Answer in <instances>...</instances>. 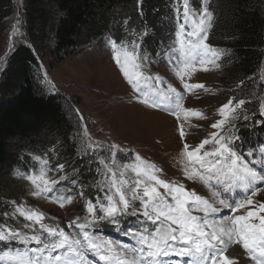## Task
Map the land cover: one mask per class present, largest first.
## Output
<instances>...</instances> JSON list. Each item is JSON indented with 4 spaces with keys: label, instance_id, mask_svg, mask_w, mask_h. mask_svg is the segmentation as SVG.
Masks as SVG:
<instances>
[{
    "label": "snow or ice",
    "instance_id": "obj_1",
    "mask_svg": "<svg viewBox=\"0 0 264 264\" xmlns=\"http://www.w3.org/2000/svg\"><path fill=\"white\" fill-rule=\"evenodd\" d=\"M143 4L144 0H138L141 15ZM182 5V12L179 8L176 9L178 30L175 32V38L184 60V72L194 70L197 60L203 66L201 69L203 72L209 71L207 65L210 64L219 68L218 62L228 54V51L218 49L209 42V28L213 21L211 0H201V6L195 11L190 7V0H182ZM181 16L183 22H179ZM189 25L191 30H186ZM142 27L144 31L140 35L146 39L150 35L147 32L148 25ZM17 34L18 30H14L13 36ZM106 44L110 47L123 78L137 93L143 95L139 87L141 73L135 71L141 67L136 63L138 59L136 49L140 46L134 44L131 51L121 52L123 46L118 41L109 40ZM44 78L47 79V76ZM180 79L183 81V73ZM240 83L243 85L244 81ZM258 87L264 92V76L260 77ZM183 88L203 89L204 85L185 83ZM52 90H55V85L52 86ZM240 90L243 92V88ZM167 93L174 94L176 109L191 112L196 116L201 115L191 109L182 108L183 96L176 87L169 84ZM253 96L254 98H241L234 95L219 107L221 118L212 123L211 128L222 129V134L212 132L210 138L203 139L195 150H189V146L184 145V154L189 164L199 166L198 169L196 167L186 169V177L189 180L198 177L205 185L215 179L220 186L212 185L215 190L211 192L210 199L198 195L195 191H186L183 184L170 183L159 178L156 174L159 169L136 155L135 159L140 161V164L124 165L125 168L131 167L136 173L137 179L134 184L126 187L128 182L123 179L118 183L113 172L109 191L102 198H97L95 203L91 199L88 200L87 211L90 218L86 217L84 223L78 222L79 217L69 222V228L74 226L79 229L78 236L70 235L63 228L50 227L42 223L43 213L18 208L19 215L32 222L23 225V228H31L32 234L14 227H0V243L16 242L33 246L0 250V264H97V261L89 258V253L97 257L100 264H165L166 258L172 257L179 258L178 264L181 262L236 264L234 259L225 254L230 244L242 247L243 254L255 264H264V215H262L264 202H256V210H249V206L254 205L257 194L264 192V146L258 149L250 147L245 151L244 137L240 135L241 130L250 132L257 128L264 130V95ZM137 100L153 108L161 107L156 98H149L146 95H143V98L138 96ZM184 135V131L181 130L180 136L183 138ZM210 143L211 150H204L200 154ZM105 150L112 156L117 152L127 154L130 151L119 144L105 145L95 142V147L89 143L80 150L77 153L78 159L82 164L87 160L91 165L97 160V153ZM99 164L112 172L104 159H99ZM64 168L65 165L60 164L58 171ZM74 171L79 173V169ZM120 175L123 177V172ZM29 179L35 186L33 196L52 191V186L58 183L53 179L50 186L45 180L42 187L35 178L30 176ZM59 179L64 180L66 176H60ZM71 183L75 185L76 180L73 179ZM236 187L244 190V198L230 203L227 194ZM161 188L165 190L164 193L159 191ZM65 201L72 203V197L68 196L62 200L61 208L64 207ZM241 209L245 215H223L219 220L209 219L222 214L224 210L236 213ZM194 211L203 213V217L193 215ZM141 216L144 220H141ZM128 217L136 218L138 225L150 221L154 226L151 231L148 227H144L142 231L129 227L124 231L125 236L136 241V247L113 242L90 231L99 228L102 223L119 228L121 222L126 221ZM34 225H39V229H35ZM184 258L190 260L185 261ZM242 264L247 262L244 261Z\"/></svg>",
    "mask_w": 264,
    "mask_h": 264
},
{
    "label": "rangeland",
    "instance_id": "obj_2",
    "mask_svg": "<svg viewBox=\"0 0 264 264\" xmlns=\"http://www.w3.org/2000/svg\"><path fill=\"white\" fill-rule=\"evenodd\" d=\"M158 3V0H154L152 7L146 8V10L154 13ZM22 6L23 2L19 0V5L14 8L10 16L2 15L0 18V69L3 70L7 66L11 54L24 38L22 37L24 36L22 26L24 11ZM200 6L201 0H190V7L194 11ZM177 8L182 12V0H179V2L175 0V4L169 6L168 16H161L166 28L163 36L154 35L155 30H152V27L148 25L147 32L150 35L145 39L140 33L139 35L134 33L135 28L128 21V23H125V35H123L122 41H118L123 46L121 52L124 50L131 51L134 44L140 46L136 49L138 57L136 63H139L141 67L135 70L141 73L139 87L143 95L156 98L161 103L160 108H153L138 102L137 97L141 96L143 98V95L137 93L123 78L113 59V53L106 44L109 40H115L111 35L85 39L84 45H81L76 53L62 62H57L50 57L43 59L40 68L42 85L49 95H56L60 98L66 114L74 123L79 136L77 153L89 143H92L95 147V142H101L105 145L119 144L122 148L130 151L127 154L117 152L115 156H112L110 152L105 150L97 153L98 158L91 165L88 164L87 160L83 164L79 160L76 165H71L69 161L60 160V148L58 146L62 145V140L58 136H53L58 146L50 147L47 154L40 155L41 153H38L39 156H34L35 160L33 162L39 161V175L27 176L22 171H17L15 187L22 191L24 197L7 202L0 196V206L4 209L0 216V227H14L32 234L33 230L31 228H23L24 224H31L32 222L26 221L17 211L18 208H23L25 211L43 213L42 223L50 227L63 228L70 235L78 236L79 229L74 226L69 228V222L79 217L78 222L84 223L86 217L90 218L87 211V202L91 199L95 203L97 198H102L109 191L113 172L118 183L123 179L128 182L126 187H131L137 179L136 173L132 171L131 167L125 168L124 165L140 164V161L135 159L136 155H139L141 160L146 161L148 164L155 165L159 169V172L156 173L159 178L170 183L183 184L186 191H195L198 195L210 199L211 192L215 190L212 185L220 187L215 179L205 185L198 177L192 180L186 177V169L192 167L198 169L199 166L189 164L184 154V145L187 144L189 150H195L203 139L210 138L212 132L215 131L218 134L223 132L222 129H212L211 124L221 118L218 111L219 107L234 96L232 95L233 92L231 94L223 84V78L226 75L223 61L228 57V54L218 62L220 63L219 68L210 64L207 65L209 71L203 72L201 70L203 66L197 60L194 70L184 72V60L181 57L179 45L175 38V32L178 30ZM172 12L173 15L168 18ZM113 17H115L114 14L110 16V18ZM196 18L199 19L198 14ZM17 21H19V24H17ZM179 22H183L182 16ZM163 28L159 26L158 31ZM14 30H18L16 36H13ZM186 30H191V25L187 26ZM210 30H212V24L209 28V42L212 46L222 50V47L218 46L220 44L215 43ZM1 73L2 71H0V75ZM182 73L184 74L183 81L180 79ZM45 75L47 79L44 78ZM262 76L263 74L259 76L258 84H260V77ZM185 83L203 84L204 88L186 90L183 88ZM169 84L176 87L177 91L182 94L183 109H191L201 115L196 116L191 112L176 109L174 94L167 93ZM53 85H55L54 91L52 90ZM254 94L264 95V92L258 87ZM250 97L254 98L253 95ZM241 98L245 97L241 96ZM181 130L185 133L183 138L180 136ZM254 132L247 130H241L240 132V135L244 137L245 151L250 147L258 149L260 146H264V130L255 136ZM248 138H252L251 141L247 140ZM14 145L12 144V147ZM14 147L11 149L12 154L15 150ZM211 148L210 143L205 146V149L201 150L200 154L204 150H211ZM76 156L78 157V155ZM101 158L111 167L112 172H109L104 165L99 164ZM113 160L115 163H113ZM60 164H64L65 168L58 171ZM74 169H79L80 173L89 172V170L95 172L93 184L96 188L93 194H84L83 187L80 185V174H77ZM5 172L6 167L0 168L2 178L5 176ZM121 172L124 174L123 177L120 175ZM30 176L35 178L42 187H44L43 181L45 180L48 181L50 186H52L53 179L57 180L58 183L54 185L57 188L62 183H66L72 193L69 194L72 197V203L66 202L64 207L61 208L59 203L54 202V198L46 197L43 194L33 196L35 186L31 183ZM60 176H66V179L60 180ZM73 179L76 180L75 185L71 183ZM62 189L67 190V186L63 185ZM140 191L142 193V189ZM159 191L164 193L165 190L161 188ZM237 195L241 196L238 197ZM244 195V190L236 187L227 194V198L232 203L236 197H238L236 201H239L244 198ZM168 199L170 200V197ZM256 202H264V192L257 194L254 205L249 206V210H256ZM136 203L139 206V201ZM194 214L203 217L201 212L194 211ZM245 214L243 209L236 213L224 210L222 214L209 217V219L219 220L223 215ZM134 219V217H128L126 221H122L121 226L116 227L117 235L110 238V240L125 243L130 239L131 243L127 244L136 247V242L134 243L131 237L124 235V230ZM141 220H144L142 216ZM255 222L259 223V221ZM133 224L138 226L140 231L144 227H148L149 231L154 228L150 221L140 225L134 221ZM102 225L107 228L106 231H110L114 227L107 223ZM39 227V225H34L35 229H39ZM93 229L96 231L97 228ZM93 229H90V231L95 234ZM102 229L104 230L103 227ZM0 245L8 244L0 243ZM32 246L27 245L26 247ZM225 254L234 259L236 264H242L244 261L247 264H255L246 254H243L242 247L236 244H230ZM89 258L100 264L98 258L91 253H89ZM178 259L176 257L166 258L165 264H178ZM184 260L187 261L190 258H184Z\"/></svg>",
    "mask_w": 264,
    "mask_h": 264
},
{
    "label": "trees",
    "instance_id": "obj_3",
    "mask_svg": "<svg viewBox=\"0 0 264 264\" xmlns=\"http://www.w3.org/2000/svg\"><path fill=\"white\" fill-rule=\"evenodd\" d=\"M153 1L144 0L141 15L138 0H22L24 38L0 75V168L6 167L5 176H0L3 200L24 197L15 187L16 169L26 170L34 165V156L47 154L50 147L58 146L53 136L62 140L58 146L60 160L71 165L79 162L76 127L60 98L49 95L42 85L43 59L62 62L88 38L111 35L122 41L128 21L138 35L144 30L142 25H149L155 30L154 35L163 36L166 28L161 16H168L175 0H158L154 13L146 10ZM211 4L210 34L222 50L228 51L223 61V84L232 95L250 97L258 89L259 76H264V0H211ZM18 5L19 0H0V18L10 16ZM112 14L115 17L110 18ZM172 15L173 12L168 18ZM159 26L164 28L158 31ZM261 131L257 128L254 136ZM79 174L84 194H93L95 172ZM3 210L0 206V216Z\"/></svg>",
    "mask_w": 264,
    "mask_h": 264
},
{
    "label": "bare ground",
    "instance_id": "obj_4",
    "mask_svg": "<svg viewBox=\"0 0 264 264\" xmlns=\"http://www.w3.org/2000/svg\"><path fill=\"white\" fill-rule=\"evenodd\" d=\"M237 250H238V249H237ZM231 252H232V251H231ZM240 253H241V252H240ZM232 255H233V254H232ZM239 255H240V254H239ZM239 255H238V256H239ZM233 256H234V255H233ZM238 256H237V257H238ZM240 258H241V257H240Z\"/></svg>",
    "mask_w": 264,
    "mask_h": 264
}]
</instances>
